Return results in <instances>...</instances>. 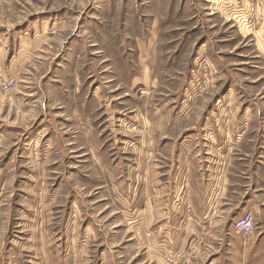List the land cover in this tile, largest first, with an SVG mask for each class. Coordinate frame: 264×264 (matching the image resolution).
Masks as SVG:
<instances>
[{"label":"rangeland","instance_id":"374dc122","mask_svg":"<svg viewBox=\"0 0 264 264\" xmlns=\"http://www.w3.org/2000/svg\"><path fill=\"white\" fill-rule=\"evenodd\" d=\"M0 46L17 81L0 95V264H157L134 246L139 175L162 214L193 165L215 159L237 197L257 176L264 0H0Z\"/></svg>","mask_w":264,"mask_h":264},{"label":"crops","instance_id":"0c3cea01","mask_svg":"<svg viewBox=\"0 0 264 264\" xmlns=\"http://www.w3.org/2000/svg\"><path fill=\"white\" fill-rule=\"evenodd\" d=\"M181 162L177 154L172 184L178 183L172 182L174 176H185ZM259 162L255 165L257 176L245 182L239 198L234 193L237 180L229 178L228 172H220L215 159L203 168H187L188 190H175L173 197L171 192L165 195L168 204L163 214L157 207L162 201L158 199L160 181H155L153 172L143 179L139 175L138 185L134 184L132 224L134 246L138 243L142 247L150 258L147 263L154 260L166 264L158 256L165 244L181 254L172 264H264V158ZM246 211H252L255 222V232L249 236L233 229L234 221Z\"/></svg>","mask_w":264,"mask_h":264},{"label":"built area","instance_id":"2783aa9c","mask_svg":"<svg viewBox=\"0 0 264 264\" xmlns=\"http://www.w3.org/2000/svg\"><path fill=\"white\" fill-rule=\"evenodd\" d=\"M16 85H17V81L14 77L11 76L4 77L0 75V95H7L11 93L13 89L16 87ZM233 229L236 233L245 236L254 234L255 222L252 211L244 212L236 221H234ZM168 253L170 258L169 262L179 259L178 255L171 253V251H168Z\"/></svg>","mask_w":264,"mask_h":264}]
</instances>
